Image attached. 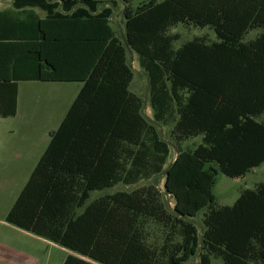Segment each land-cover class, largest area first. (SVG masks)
<instances>
[{"label":"trees","instance_id":"1","mask_svg":"<svg viewBox=\"0 0 264 264\" xmlns=\"http://www.w3.org/2000/svg\"><path fill=\"white\" fill-rule=\"evenodd\" d=\"M122 2L125 47L110 25L115 0H13L0 12V118L16 115L21 82L82 84L4 222L70 251L63 264H264V182L231 206L213 195L217 168L240 178L264 163V0ZM177 25L216 41L174 49ZM127 48L154 122L172 124L166 170L169 144L129 91ZM162 173L173 211L154 186L90 201Z\"/></svg>","mask_w":264,"mask_h":264},{"label":"rangeland","instance_id":"2","mask_svg":"<svg viewBox=\"0 0 264 264\" xmlns=\"http://www.w3.org/2000/svg\"><path fill=\"white\" fill-rule=\"evenodd\" d=\"M13 0H0V12L12 9ZM148 0H131L130 7L136 9ZM158 2L162 0H156ZM116 7L113 9L111 17V27L115 37L125 47L124 41V8L122 0H115ZM258 30L249 32L243 42L253 40ZM171 35H176L178 40L173 43V48H179L183 43L194 38H204L208 42L216 41L215 34L209 29L193 28L188 25H177L170 30ZM127 62L133 74V80L129 86V91L140 97L143 101L142 113L147 121L157 128L161 138L169 144L170 153L164 169L176 159L177 148L171 138L170 132L172 124L162 126L154 122L152 110L149 105L148 78L139 67L137 55L127 48ZM82 84L52 83V82H21L18 87L17 112L13 117L0 118V222L5 217L28 180L31 172L38 160L43 155L50 140V133L55 131L64 118L71 103L77 96ZM264 121V117L261 119ZM201 143V137L190 139L180 144V150H193ZM216 182L213 188L215 197L214 207L220 208L231 206L244 190H253L264 182V163L253 168L245 176L240 178H229L222 174L217 168L215 176ZM164 173L148 181H141L134 186L117 185L113 189L103 192L91 193L90 201L105 194L116 192L130 193L139 188L148 186L156 187L161 193L163 203L169 211L174 209V199L164 192ZM207 209H203L192 220V222L202 228L203 214ZM2 232V230H1ZM0 232V234H1ZM15 237L14 233L8 232ZM154 239L161 237L160 231L152 230ZM23 243V240L19 237ZM28 248L31 245L32 252L35 250L45 264H61L65 252L41 243H24ZM64 250V249H63ZM35 253V252H34ZM197 263V260H194ZM212 264H223L221 259H213ZM249 264H255L250 262Z\"/></svg>","mask_w":264,"mask_h":264},{"label":"crops","instance_id":"3","mask_svg":"<svg viewBox=\"0 0 264 264\" xmlns=\"http://www.w3.org/2000/svg\"><path fill=\"white\" fill-rule=\"evenodd\" d=\"M0 232V264H45L46 260H43L44 258L40 254L35 250L32 252V245L28 248L24 245L27 242L47 244L48 246L59 248L66 254L61 264H63L67 256L72 255L70 251L4 221L0 222ZM8 232L14 233L15 237L12 238V235ZM19 237L23 240V243L19 240Z\"/></svg>","mask_w":264,"mask_h":264}]
</instances>
